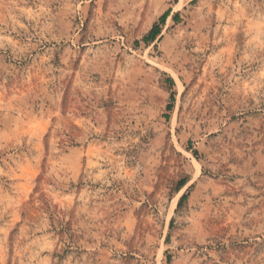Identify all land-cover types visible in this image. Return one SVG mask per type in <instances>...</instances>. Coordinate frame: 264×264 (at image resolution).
<instances>
[{"label": "rangeland", "instance_id": "rangeland-1", "mask_svg": "<svg viewBox=\"0 0 264 264\" xmlns=\"http://www.w3.org/2000/svg\"><path fill=\"white\" fill-rule=\"evenodd\" d=\"M0 264H264V0H0Z\"/></svg>", "mask_w": 264, "mask_h": 264}, {"label": "trees", "instance_id": "trees-1", "mask_svg": "<svg viewBox=\"0 0 264 264\" xmlns=\"http://www.w3.org/2000/svg\"><path fill=\"white\" fill-rule=\"evenodd\" d=\"M169 15H170V12H169V11L165 12V13L159 18V22L156 23V24H154V25L151 27V29H150V31H149V34H148V37L145 38L147 41H150V40L153 41V40H154V39L160 34V30H161V29H160V26L164 24L166 18H167ZM177 17H178L177 14L174 15V17H173V21H174V22L177 21V19H178ZM172 99H173V97H172ZM167 110H171V108H170L169 105L167 106ZM185 183H186V182H185L184 180H182V181L179 183L180 187L183 186ZM185 199H186V196L183 195V196L181 197V199H180L179 202H183Z\"/></svg>", "mask_w": 264, "mask_h": 264}]
</instances>
